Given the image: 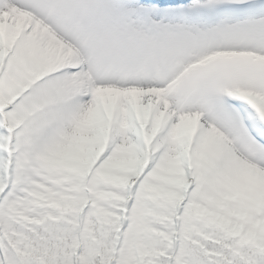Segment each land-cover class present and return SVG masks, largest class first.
Returning <instances> with one entry per match:
<instances>
[{"label": "snow or ice", "instance_id": "6c2138e0", "mask_svg": "<svg viewBox=\"0 0 264 264\" xmlns=\"http://www.w3.org/2000/svg\"><path fill=\"white\" fill-rule=\"evenodd\" d=\"M0 264H264V0H0Z\"/></svg>", "mask_w": 264, "mask_h": 264}]
</instances>
